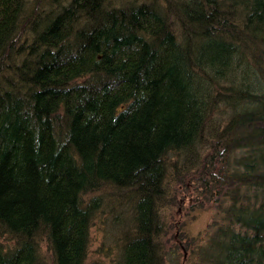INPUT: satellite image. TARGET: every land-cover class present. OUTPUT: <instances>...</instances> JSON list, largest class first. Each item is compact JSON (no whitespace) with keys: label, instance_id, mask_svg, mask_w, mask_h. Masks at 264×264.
<instances>
[{"label":"trees","instance_id":"trees-1","mask_svg":"<svg viewBox=\"0 0 264 264\" xmlns=\"http://www.w3.org/2000/svg\"><path fill=\"white\" fill-rule=\"evenodd\" d=\"M103 206L110 264H264V0H0V264H102Z\"/></svg>","mask_w":264,"mask_h":264},{"label":"rangeland","instance_id":"rangeland-1","mask_svg":"<svg viewBox=\"0 0 264 264\" xmlns=\"http://www.w3.org/2000/svg\"><path fill=\"white\" fill-rule=\"evenodd\" d=\"M177 211L179 212L178 216L170 219V223L168 224L169 227V234L167 235L168 237H171V235L173 234L174 237L177 238L178 235L181 234V231L186 233L187 236L197 237L198 234L202 233L204 228L207 226L206 224L209 223L211 219V214L209 209L203 208V210H199V211L195 210V212H192L191 215H189L190 213H188V215H184V213L180 210V207L178 208ZM93 219H94L93 224L89 228L90 230L89 240H88L89 244H88V251H87L88 253H87L86 261L92 260L102 264H110L111 263L110 260L116 256L115 254L116 240L114 239H115V234L117 233L116 230L112 229V226H110L112 219L111 213L107 212L106 206H103V209L100 211V213H98ZM176 229L179 232V234L176 231ZM173 242L174 239H171L169 241L170 244L171 243L173 244ZM184 242L182 245L180 244L181 246L178 250V254L181 260H183L184 256L187 253L186 250L187 248L185 247ZM0 243L2 244L4 243L2 238H0ZM42 247L45 249L44 245ZM171 249L175 250L174 246H171Z\"/></svg>","mask_w":264,"mask_h":264}]
</instances>
